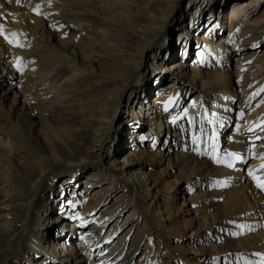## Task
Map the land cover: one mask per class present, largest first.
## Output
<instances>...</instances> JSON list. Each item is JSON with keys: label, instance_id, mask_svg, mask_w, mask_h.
<instances>
[{"label": "bare ground", "instance_id": "6f19581e", "mask_svg": "<svg viewBox=\"0 0 264 264\" xmlns=\"http://www.w3.org/2000/svg\"><path fill=\"white\" fill-rule=\"evenodd\" d=\"M256 147L264 0H0V264H264Z\"/></svg>", "mask_w": 264, "mask_h": 264}, {"label": "rangeland", "instance_id": "374dc122", "mask_svg": "<svg viewBox=\"0 0 264 264\" xmlns=\"http://www.w3.org/2000/svg\"><path fill=\"white\" fill-rule=\"evenodd\" d=\"M186 1V0H185ZM183 2H184V0H183ZM214 19V18H213ZM216 21H217V19H216ZM220 22V21H219ZM184 43L182 42V40H181V38H179V41H177V43H174L173 45V54L174 55H171V54H167V53H165L166 55H168L169 57L171 56V58H173V59H175L176 57H178V59L179 60H183L184 58H185V55L183 56V45ZM189 45H190V42H189ZM188 45V50H187V55H188V58H192L193 57V52L191 51V53L189 52L190 51V48H191V45L189 46ZM262 47H260V48H258V51L261 49ZM193 49H195L194 47L192 48V50ZM186 55V56H187ZM245 55V53H244V51H243V53L242 54H240V53H238L237 55H233V57H232V59H230L229 60V69H230V71L233 73V75L234 76H238L240 79H241V81L243 80V78L245 77V74H244V72L243 71H241V68L243 67V65H242V56H244ZM187 60V59H186ZM168 81V80H167ZM163 82H165V80H163ZM252 112L254 113V114H259L258 113V111H257V109H254V110H252ZM259 116V115H258ZM130 118H132V117H130ZM127 136H128V134H127ZM129 140V139H128ZM257 148L259 149L260 147H256V149H255V151H254V153H253V155H252V158H250V159H248L247 161H245L240 167H239V171H244V172H248L249 173V170H247V166H248V164L250 163V161L251 160H254V161H257V162H259V160H257V158H258V156L260 155L259 153H257ZM256 153V154H255ZM256 168H258V165L256 166ZM253 170H256V169H253ZM195 178H191V180H189V183L188 184H191V182H193V180H194ZM68 192H70V190H68L67 191V193L66 194H68ZM178 194H179V192L178 193H176L175 195H174V197H175V199L178 197ZM181 198H178L177 199V202H176V204L177 205H181ZM127 213H130V210H127V211H125V213H124V215L123 216H121L119 219H121V220H124V218L126 217V215H127ZM116 215H115V217H113L112 218V220H111V223L113 222V220L115 219L116 220ZM186 218V216H183L182 215V217H180V216H178L177 217V219H178V221H183L184 219ZM66 220H68V219H66ZM114 220V221H115ZM260 222V221H259ZM64 223L65 222H60V223H58L59 225V227L61 226V227H64ZM109 224V223H108ZM108 224H107V226H108ZM85 230H87V231H91V229L93 228V230H96L94 227H92V224L90 225V222H87L86 223V225H85ZM105 230L106 231H108L106 228H105ZM93 232V231H92ZM187 233L189 234L190 233V231H187ZM105 235H106V232H105ZM120 237V235H117V236H114V237H112L111 238V244L109 245V247H111L112 245H114L115 244V242H116V238H119ZM192 244V243H191ZM189 245H190V243H189ZM193 245V244H192ZM114 246H116V245H114ZM71 264H74V262L72 263L71 262ZM78 264H85V263H78ZM87 264V263H86ZM88 264H91V263H88Z\"/></svg>", "mask_w": 264, "mask_h": 264}, {"label": "snow or ice", "instance_id": "6c2138e0", "mask_svg": "<svg viewBox=\"0 0 264 264\" xmlns=\"http://www.w3.org/2000/svg\"><path fill=\"white\" fill-rule=\"evenodd\" d=\"M250 175H253V179L257 181V186L264 188V182H262L261 180H259L253 173H249Z\"/></svg>", "mask_w": 264, "mask_h": 264}]
</instances>
